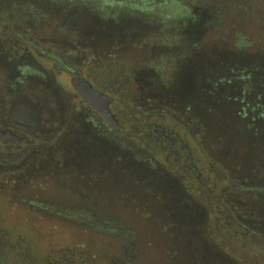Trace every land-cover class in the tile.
<instances>
[{"label":"trees","instance_id":"16d2710c","mask_svg":"<svg viewBox=\"0 0 264 264\" xmlns=\"http://www.w3.org/2000/svg\"><path fill=\"white\" fill-rule=\"evenodd\" d=\"M89 1L0 0V28H5L11 35L30 45L37 41L36 28H31L29 24L41 22L47 26L56 24L61 18L70 29L68 33L65 31L67 25L62 28L64 40L77 46L75 43L78 42L74 39L93 40L94 37L113 45L126 43L131 36L153 27L145 17L132 13L106 18L98 8L102 0ZM120 3L161 8L169 6L170 0H125ZM194 6L189 22L181 21L173 25V29H177L176 37L183 44L179 47L181 51L175 53L171 81L167 83V79H163L166 89L160 91L163 104L160 109L179 113L185 109L187 113L192 103H195L197 113L193 124L201 147L205 151L209 150L208 156L212 161L219 162L232 175L245 176L243 183L240 182L239 191L236 190L237 195L225 199V208L229 211L234 231L255 245L253 237L264 236V15L256 22L262 27L258 40L244 41L240 49L231 52L221 48L205 52L202 49L205 41L199 38L202 32L207 33L210 26L219 22L220 16L214 13L218 15L220 12L208 9L203 1ZM254 10L255 6L251 7L250 16L254 15ZM38 12L41 17H37ZM249 14L247 12L241 18ZM132 24L135 26L131 27ZM90 53L92 58L99 57L94 48L90 49ZM119 100L127 104V97L122 95ZM12 103L25 106L27 112L49 121L53 126L60 123L59 118L65 110V99L58 89L29 67L11 68L0 56V107L8 109ZM176 112L177 116H182ZM83 116L76 107L68 127L57 132L60 151L52 164L59 172H66L63 168L69 166L73 175L92 180L99 177L106 183L114 184L119 204L130 202L140 205L142 201L136 197L149 196L150 202H154L155 211L160 212V215L150 217L154 226L151 234L156 236H148L146 241L148 248L160 252L161 260L155 264H245L226 253L209 235L200 207L188 201L174 185L171 187V183L167 184L173 181L172 178L160 174V186L156 184L158 177L146 168L145 161L129 154L124 146L115 144L102 131L93 138L95 132L87 122V115L84 113ZM246 153L248 159L245 161ZM96 163L100 164L99 170L92 167ZM88 164L90 168H86ZM94 219L114 229L83 221L79 223L82 222V227L88 230L97 228L102 234L118 231L115 236L120 239L131 237L128 243L126 240L124 250H128L135 258L124 264L141 260L145 252L140 247L145 241L137 243L141 238H138L140 235L136 237V229H131V233L128 226L111 220ZM68 221L73 225L77 220ZM225 229L223 226V229L218 230L224 233ZM257 254V250L248 251L251 257Z\"/></svg>","mask_w":264,"mask_h":264},{"label":"rangeland","instance_id":"374dc122","mask_svg":"<svg viewBox=\"0 0 264 264\" xmlns=\"http://www.w3.org/2000/svg\"><path fill=\"white\" fill-rule=\"evenodd\" d=\"M85 1L90 2L89 0ZM202 1L208 9L220 12L218 15L214 13L215 16H220L218 18L219 22L212 27L210 26L207 33L203 34L202 32L199 38V40L205 41L202 45V49L205 52H211L220 48L231 52L240 49V45L244 41L253 42V40L259 39L262 27L257 25L256 22L262 14L264 15L263 0H228L226 2L224 0H220L221 2L218 0H170L169 6L161 8L160 6L138 7L115 0H102L98 8L99 11L104 13L103 15H106V18H112V15H115L114 18H116V14L124 15L132 13L136 16L145 17L152 26L160 24V30L151 31L150 29H143L138 35H134L133 41L142 38L143 43H155L158 40V43L154 45H159L160 43V55L156 56L157 58H154L153 55L148 60V63L150 65L158 63L156 66L160 67V76L168 79L172 77L171 67L176 61L175 53L176 51H181L179 47H182L183 44L181 39L176 37L175 30L177 29H173V25L181 21L189 22L193 16L192 8L195 7V4ZM254 6V12H256L250 16L249 10ZM244 9L248 12L249 16L241 18V16L247 13ZM258 10H260L259 13ZM40 12L45 13V11ZM24 15L26 16L27 14ZM36 15H38L37 17H41L39 16L41 15L39 12ZM60 19L56 24H48L47 26L42 25L41 22L29 24L31 28H36L35 38L39 44L35 42L36 44L28 45L24 41H21V39L11 35L5 28H0V56L4 61H7L11 68L16 66L29 67L31 71L41 75L44 81L55 89H58L55 87L56 85L62 90L60 92L65 99V110L61 118H59L60 123H55V126L57 125L58 127L53 126L49 121L46 122L41 118L33 117L35 115L27 112V108L21 104L12 103L8 109L0 107V126L5 124L17 126L19 122H26L27 124L25 125H28L29 129L32 130L33 138L36 140L34 146H38L39 144L43 148L47 147L46 144H52L51 146H53L58 141V137L55 136L56 132H62L68 127L73 110L79 106V97L72 92L70 86V79L73 75L69 74L67 69H72V71L77 72L84 78L93 79L92 81L96 82L98 80L97 84L109 85L117 79L121 71L131 73L132 70L133 73V69L137 68L136 61L140 60L134 57L130 58L126 54H117V64L104 68L101 60L103 63L112 60L99 55L101 58H98L100 59L99 64L94 66L91 62L92 54L90 52L88 54V51L84 50L74 52L71 50L73 46L67 45V39L64 40L65 36H62L63 32L61 30L66 25L68 29L65 31L69 33L70 29L66 21ZM134 26V24L131 25V27ZM74 40L78 42V44H75L80 49L86 46L83 44L84 40ZM116 100L117 102L110 104V111L115 115V119L119 125L128 124L130 114L123 109L117 97ZM84 113L87 116H91L89 110H84ZM179 129L180 134L192 148L196 170L191 177H185L181 171L173 168L171 157H168L167 161H165L163 155L159 157L160 170L169 172L174 185L176 184L174 188L179 189L187 197L188 201L200 207L202 215L205 216L209 235L219 243L226 253L233 255L245 264H264V236H254L255 245L252 242L249 243L248 238L235 232L234 228L231 227L230 216H228L230 214L225 208V205H227L225 199H228L230 196L232 197V195H237L236 190L239 191L240 182L243 181L245 176L232 175L219 162H213L208 156L210 155L209 150L205 151L196 138V143H194L188 133H185L182 128ZM1 140L0 138L1 237L4 236L10 239L9 243L16 244L17 249L20 251L27 248L26 254L36 259L38 264H44L41 257L46 254H49L48 264H60L58 255L64 253L68 254V256L70 255L71 260L75 261L76 264L81 262L82 259L86 260L87 264H113L111 258H124V248L126 245L124 238L120 239V237L111 234H102L97 228H94L95 233L82 230V228L78 230V227L84 226L82 222H74L72 225L71 221H68H74L76 219L75 215H57V212L65 214L67 210L75 212L77 210L76 207L73 205L69 206L61 199V193H64L66 190L72 191L68 184L63 186L62 182L56 184L48 177L45 179L44 174L28 178L29 180L32 179L33 183L32 185L26 184V190L30 191L33 195H38V198L40 196L37 201H41L44 205L49 206L50 209L48 211L55 215H33V209L28 208L29 206L26 203L15 200L13 198V190L10 188L11 186L5 183V181L15 179L14 175L18 170L14 164L9 162L7 164L4 163L9 158H3L5 157L3 154L5 151ZM247 157L246 153L245 161L248 159ZM28 162L29 159H26L24 166L25 163L27 166ZM62 178L63 180L65 179L64 176ZM58 179H61V177H58ZM42 197H47L46 201H42L44 199ZM142 197L141 199L138 196L136 197L137 200L142 201L140 205L126 202L129 205H126V210L120 211L121 215L92 216L96 219L111 220L125 227L128 226L133 231L136 229L134 231L136 237L140 235L138 238H141V241L137 243L140 244L142 240L145 241L144 246L140 247L141 250L144 249L143 253H145L142 255L141 260L134 264H155L161 260L160 252L153 248H148L146 241L148 240V236H156L151 234L154 226L150 218L152 215H156V212L153 205L154 202H150V197H147V200L145 195L144 199ZM71 202L69 203L71 204ZM67 205L69 208H66ZM222 224L226 229L221 234L218 229H223ZM15 238L17 240L21 239V241L18 242ZM256 250L259 252L256 257L248 255V251L252 252Z\"/></svg>","mask_w":264,"mask_h":264},{"label":"flooded vegetation","instance_id":"af4514ba","mask_svg":"<svg viewBox=\"0 0 264 264\" xmlns=\"http://www.w3.org/2000/svg\"><path fill=\"white\" fill-rule=\"evenodd\" d=\"M115 1L123 2L125 0ZM148 29L151 31L160 30V24ZM134 38L135 36H131L128 42L114 45L110 44L107 40L101 41L99 37H94L93 40L87 38L83 41V44L86 45L84 48L80 49L78 46H73L71 48L74 52L84 50L88 51L87 53L90 52L91 48H94V50L98 51V55L105 56V58L112 60H109L110 62L107 63H103L101 60V64L104 68L117 64V54H126L129 55L130 58L134 57L140 59L138 62L136 61L137 68L133 69V73L132 70L131 73L121 71L117 79L109 85L97 84L98 80L95 82L92 81L93 79H89L88 77L85 78L94 88H98L97 90L110 96L113 99L111 104L117 102L116 97L118 101L122 95L127 97V104L124 105L122 104L123 102H119L123 106V109L130 114L128 124L119 125L116 121L115 127L111 128L88 104L81 103L80 99L78 108L82 116L84 110L90 111L91 116H86V118L88 119V124L95 132L93 138L97 137V134L102 131L115 144L124 146L129 154L137 156L145 161L147 165L146 168H149L157 175L158 180H156V184L160 186V174L170 177L169 172L160 170V155L164 156L163 159L165 161H167L168 157H171L173 168L181 171L185 177H191L196 170L192 148L187 140L180 134L179 128H182L185 133H188L189 137L196 143V126L193 123L196 119L197 110L194 105L195 103H192V107L187 113H185V109H183V113L176 111L169 112L160 109V107H163L160 101V91L166 89V86L163 84L164 78L160 76V67L156 66L158 63L155 65H150V63H148V60H150L153 55L154 58L160 55V43L159 45H154L158 43V40L155 41V43H143L142 38L133 41ZM67 44L72 45V43L70 44L68 41ZM100 56L97 57V59L91 58V62L94 66L99 64V60L101 59ZM70 73L74 75L77 72L71 71ZM170 81L171 78H168L167 83ZM55 87L62 92L58 86L55 85ZM175 112L182 116H177ZM185 114L188 115L187 119L185 118ZM18 124L17 126L6 124L0 126V138L2 139L3 149L5 151L3 153L5 157L3 158H9L7 161L5 160L4 163H12L16 165L18 170L14 175L15 179L5 181V183L11 186V190H13V198L18 202L26 203V205L29 206L28 208L33 209V215H55L48 211L50 209L49 206L44 205L41 201H37L40 196L38 198V195H33L30 191L26 190V184L32 185L33 183L32 179H28L29 177L44 174L45 179L48 177L56 184L62 182V186L68 184L72 189V191L66 190L64 193H61V199L69 206L73 205L76 207V212L67 210V213L61 214L57 212V215H75V220L78 222L83 221L89 224L100 225L103 228L108 227L110 230L114 229L112 226L109 227L103 222L96 221L94 216H92L121 215L120 211L127 209L126 205L129 204H119L115 194L114 184L106 183V181L100 180L99 177L92 180L73 175L72 168L69 166L63 168L66 172H59L57 167L52 164L56 154L60 151L58 148L59 142L57 141L53 146H51L52 144H46L47 147L44 148L39 144L38 146L35 145V147L34 144L36 140L33 138L32 130L29 129L28 125H25L27 123L19 122ZM5 131L6 133L2 134ZM55 136H57V132ZM62 144H64V142H62ZM96 151L98 152L99 148H97ZM95 155L96 152L94 151V156ZM26 159H29V162L27 166L26 163L24 166V161ZM90 167L89 164L86 166V168ZM92 167L95 170H99L100 164L96 163ZM82 169L84 168L82 167ZM62 176L65 177L64 180ZM58 177H61V179H58ZM169 183H171V187L174 185V181H170L167 184ZM32 188H34V186H32ZM107 189L109 190L108 194H105ZM147 197L149 196H145L146 200ZM42 198H44L42 201H46L47 197ZM142 199H144V196ZM70 201L73 203L71 202L70 204ZM47 202L49 201L47 200ZM68 205L66 208H69ZM155 212L156 215H160V212ZM81 228L82 230L95 233L94 230H88L82 226L77 229L80 230ZM117 232L118 231H116V233ZM116 233L111 232L109 234L115 236ZM15 240L18 242L21 241V239L17 240L16 238ZM126 240L127 242L130 241L131 237ZM9 241L10 239L7 237L0 236V264H38L36 259L26 254L27 248L20 251L17 249L16 244H11ZM141 246L144 245L141 244ZM58 256L60 258V264H76L75 261L71 260V256H68L66 253ZM41 258H43L42 262L44 264L46 262V264H48L49 254ZM134 258L135 256L129 253L128 250H124V258H111V260L113 264H124L125 261H131ZM78 264H87V261L82 259Z\"/></svg>","mask_w":264,"mask_h":264},{"label":"water","instance_id":"95a60500","mask_svg":"<svg viewBox=\"0 0 264 264\" xmlns=\"http://www.w3.org/2000/svg\"><path fill=\"white\" fill-rule=\"evenodd\" d=\"M62 65V64H60ZM72 69H67L70 74ZM72 92L79 97L81 103L88 104L104 122L111 128L116 125L114 115L111 113L109 106L113 99L105 93L94 88L84 77L78 73L74 74L70 79ZM6 131L2 134H5Z\"/></svg>","mask_w":264,"mask_h":264}]
</instances>
